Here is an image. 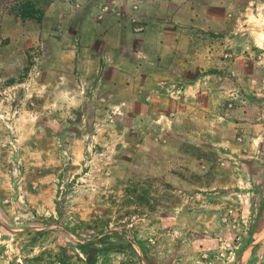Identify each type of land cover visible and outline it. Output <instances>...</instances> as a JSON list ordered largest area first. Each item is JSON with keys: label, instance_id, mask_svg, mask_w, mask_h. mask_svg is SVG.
Returning a JSON list of instances; mask_svg holds the SVG:
<instances>
[{"label": "rangeland", "instance_id": "obj_1", "mask_svg": "<svg viewBox=\"0 0 264 264\" xmlns=\"http://www.w3.org/2000/svg\"><path fill=\"white\" fill-rule=\"evenodd\" d=\"M34 1L0 0V264H87L88 247L96 264H264V0H192L225 67L217 106L187 92L181 121L158 116L173 99L167 75L162 95L128 91L123 75L105 92L80 76L86 116L59 107L45 86L59 71L44 67L72 61L49 58L53 27ZM81 28L123 72L127 56ZM12 53L27 54L23 68L1 61ZM137 93L150 100L130 105Z\"/></svg>", "mask_w": 264, "mask_h": 264}, {"label": "crops", "instance_id": "obj_2", "mask_svg": "<svg viewBox=\"0 0 264 264\" xmlns=\"http://www.w3.org/2000/svg\"><path fill=\"white\" fill-rule=\"evenodd\" d=\"M101 1L107 3L105 7L109 10V16L98 21L95 19V11ZM34 2L38 8L43 9L45 6L47 20L53 27V30L49 29L41 37L58 49L49 58L56 59L57 63L69 61L68 59H71L69 62L72 61V64L44 67L48 74L53 69L59 71V82H53L49 78L45 81L46 88L61 99L57 103L59 107L68 111L77 110L85 117V97L82 96V91L76 93L75 89V85L78 89L82 87V83L78 82L80 76L88 78L85 84L89 88L105 92L120 88L113 82L114 74L124 76L122 87L128 91H156L161 95L165 90V84L161 81L167 75L170 80L168 90L173 93V99L170 100V109L166 112L160 111L158 116L164 115L177 121L185 120L188 116L185 111L190 108L189 99L185 95L192 90L199 92V95H207L210 91V103L217 106L215 97L216 92L221 89L218 82L222 78L225 62L221 51L206 46L207 35L198 33L197 27L201 28L202 25L195 21L193 10H197L200 4L193 7L192 0H54L47 1L46 4L44 0ZM78 2L81 3V8L76 10ZM59 10L67 17L60 19L57 16ZM181 10L185 12L181 13ZM54 15L58 18L55 19ZM97 26L104 35L107 47L114 49V52L118 51V55L127 56L120 63L125 65L123 72L117 70V66L112 68V63L101 64L103 56L97 52L98 46L93 39L85 44L81 27L95 31ZM135 28H140L141 31L134 32ZM193 30L196 32L193 33ZM27 59L26 53H12L1 61L18 69L26 65ZM85 60H89L86 61V66L83 65ZM139 95L137 93L129 104L134 107L141 106L150 100L144 96L147 94ZM106 97L108 99L105 100L110 101L111 98ZM196 103L198 106L201 104L200 101ZM175 115L176 118H173ZM191 115L196 116V113ZM46 131L43 130L42 133ZM67 137L63 131L58 136L61 152L64 151L63 144ZM74 139L73 146H83L84 141L80 138Z\"/></svg>", "mask_w": 264, "mask_h": 264}, {"label": "trees", "instance_id": "obj_3", "mask_svg": "<svg viewBox=\"0 0 264 264\" xmlns=\"http://www.w3.org/2000/svg\"><path fill=\"white\" fill-rule=\"evenodd\" d=\"M99 251L100 250L95 248V247H88L87 250L85 251L86 263L87 264H96Z\"/></svg>", "mask_w": 264, "mask_h": 264}, {"label": "built area", "instance_id": "obj_4", "mask_svg": "<svg viewBox=\"0 0 264 264\" xmlns=\"http://www.w3.org/2000/svg\"><path fill=\"white\" fill-rule=\"evenodd\" d=\"M105 10H108V9L106 8ZM135 31H136V32H140L141 29H140V28H136Z\"/></svg>", "mask_w": 264, "mask_h": 264}]
</instances>
